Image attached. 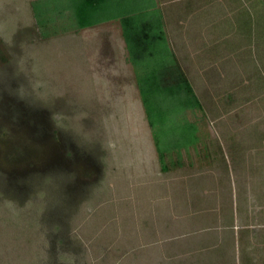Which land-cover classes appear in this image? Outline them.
Segmentation results:
<instances>
[{"label": "rangeland", "instance_id": "obj_1", "mask_svg": "<svg viewBox=\"0 0 264 264\" xmlns=\"http://www.w3.org/2000/svg\"><path fill=\"white\" fill-rule=\"evenodd\" d=\"M151 1L0 0V264H264V0Z\"/></svg>", "mask_w": 264, "mask_h": 264}, {"label": "trees", "instance_id": "obj_2", "mask_svg": "<svg viewBox=\"0 0 264 264\" xmlns=\"http://www.w3.org/2000/svg\"><path fill=\"white\" fill-rule=\"evenodd\" d=\"M77 1L79 11L85 14H79L80 27L92 26L94 24L124 16L123 24L127 35L128 47L133 52L144 49L150 50L152 56L168 58L169 53L165 47L166 39L162 24L159 19L154 18L150 10L154 4L151 0H74ZM82 7V9H81ZM151 16V18H150ZM153 20V21H148ZM148 21V22H147ZM132 35V36H130ZM139 38H137V37ZM160 77L170 71V67H163ZM183 79V76L180 75ZM162 83L160 78L158 84ZM185 83V81H184ZM187 86V84H186ZM187 97H191L190 102L195 100L193 92L188 87ZM147 99V98H146ZM189 100V99H188ZM148 104L154 101L147 100ZM188 104V102H187Z\"/></svg>", "mask_w": 264, "mask_h": 264}]
</instances>
